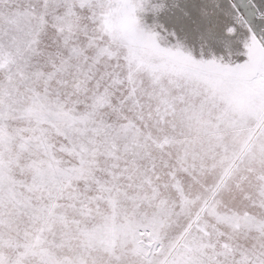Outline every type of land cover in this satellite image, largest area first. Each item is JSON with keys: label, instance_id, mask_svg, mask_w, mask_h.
Listing matches in <instances>:
<instances>
[{"label": "snow or ice", "instance_id": "6c2138e0", "mask_svg": "<svg viewBox=\"0 0 264 264\" xmlns=\"http://www.w3.org/2000/svg\"><path fill=\"white\" fill-rule=\"evenodd\" d=\"M0 264H264V0H0Z\"/></svg>", "mask_w": 264, "mask_h": 264}]
</instances>
